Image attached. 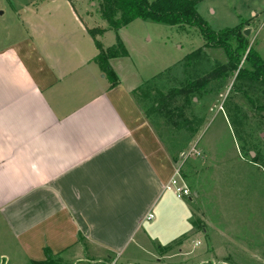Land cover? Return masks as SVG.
Here are the masks:
<instances>
[{
	"label": "crops",
	"instance_id": "crops-1",
	"mask_svg": "<svg viewBox=\"0 0 264 264\" xmlns=\"http://www.w3.org/2000/svg\"><path fill=\"white\" fill-rule=\"evenodd\" d=\"M203 3L196 5L202 18ZM48 28L40 27L43 33ZM48 38H40L52 47L48 51L38 48V38L0 39V259L42 262L48 250L63 261H114L130 246L149 243L157 263L177 264L190 254L184 249L186 233H201L192 220L211 216L196 191L200 171L195 175L189 166L184 174L187 159L179 164V184L191 197L177 202L165 186L178 165L133 97L140 85L117 77L110 87L97 67L102 83L93 91L84 69L97 53L95 46L79 47L82 55L55 30ZM59 41L69 44L70 68L57 58ZM173 213L181 219L171 228L167 220ZM149 214L168 231L161 240L153 228H144L152 221L146 219ZM211 237L196 255L214 251ZM175 240L172 251L168 243Z\"/></svg>",
	"mask_w": 264,
	"mask_h": 264
},
{
	"label": "rangeland",
	"instance_id": "rangeland-1",
	"mask_svg": "<svg viewBox=\"0 0 264 264\" xmlns=\"http://www.w3.org/2000/svg\"><path fill=\"white\" fill-rule=\"evenodd\" d=\"M95 4L90 0H74L72 3L66 0H0V39L11 43L38 38L41 45L38 48L48 51L52 47L40 38L46 35L50 39L55 30L57 38L65 39L84 55L81 49L94 48L87 29L107 26L99 17ZM200 8L203 20L216 32L236 27L237 18H240L238 24L244 22L242 29L248 30L249 46L264 61V0H204ZM44 24L49 28L43 33L40 27ZM117 38L123 43L128 57L116 58L110 63L123 83L140 85L134 92L143 109L147 103L138 94L140 88H158L166 93L188 79L195 80L226 63L222 49L204 47L195 26H169L136 20L121 32H107L99 40L107 48L114 45ZM56 44L55 48H60L58 60L70 68L73 59L69 57V44L60 41ZM88 64L84 71L86 75L90 74L96 87L93 91H96L102 83V74L92 60ZM58 66L57 63L59 70L61 67ZM72 78L75 80L74 75ZM83 85L78 84L79 87ZM178 100L181 106V100ZM173 106H168L167 110H172ZM261 106H264L263 90L243 79H236L235 72L229 79L211 82L204 95L196 94L193 103L184 108V114L177 111L180 119L173 116L166 121L156 114L150 115L154 131L176 160L177 167L186 158L181 166L184 174H189V166L196 170L195 175L200 171L196 182L201 189L196 191L204 209L211 214L208 217L206 211L201 210L204 218L202 214L194 218L195 226L203 227L206 234L202 231L198 235L191 231L186 233L188 239L184 249L192 254L179 257L177 264H222V261L225 264H264V112L256 109ZM184 118L191 122V129L195 130L193 135L184 127L180 130L174 128L176 121L184 126ZM182 201L185 202L182 199L177 202ZM177 217L181 219L177 213L168 217L171 228L177 223ZM151 222L153 217L152 221L144 223L146 232L153 228L161 240L168 231L155 225V221ZM185 223L183 221L182 228L186 227ZM206 235L213 236L210 242L214 251L208 255H196L208 245ZM177 240L168 243L172 251ZM196 242L199 245L195 247ZM139 244L138 247L130 246L114 261V258H103L102 262L78 263L60 259L56 264H165L152 258L154 247L152 249L149 243ZM155 245L164 246V243ZM0 264L12 263L0 259Z\"/></svg>",
	"mask_w": 264,
	"mask_h": 264
},
{
	"label": "trees",
	"instance_id": "trees-1",
	"mask_svg": "<svg viewBox=\"0 0 264 264\" xmlns=\"http://www.w3.org/2000/svg\"><path fill=\"white\" fill-rule=\"evenodd\" d=\"M66 1L72 3L74 0ZM90 1L97 3L95 5L98 7L99 17L107 25L106 28L87 29V34L92 39L97 52L93 58V62L98 66L105 80L110 84V87L115 86L118 83V79L111 69L109 61L116 58H125L128 56V52L118 38L114 45L107 48L103 47L99 38L103 37L107 32L117 34L119 30L136 20L142 22L151 21L169 26H195L199 30L205 48H219L225 54L226 63L224 65L213 69L205 75L199 76L195 80L188 79L184 84L179 87H173L166 93L158 88H153L152 90L140 88L138 94L142 98V101L147 103L146 108L143 109L141 107V109L147 119L151 120V114H156L166 121H170L169 118L173 116L176 119H180L177 111L184 114V108L193 103V97L196 94L204 95L206 87L211 82L229 79L235 72L236 79H243L245 82L250 83V85L262 89L264 93V61L249 46L247 38L243 35L242 24L244 22L232 29L221 32L210 29L197 11L196 5L200 0ZM133 97L138 103L136 92H133ZM178 99L181 100V106ZM249 102L252 103V100L249 99ZM172 105H174V108L168 111V106ZM256 109L264 112V106ZM182 124L184 126L176 121L174 128L180 130L181 127H184L189 130L191 135L194 134L195 130L191 129V122L184 118ZM192 223L195 226L193 220ZM195 227L200 231L204 229L199 225ZM45 257L44 261L32 262L31 264H56V261L60 260L58 257H52L48 250H45Z\"/></svg>",
	"mask_w": 264,
	"mask_h": 264
},
{
	"label": "built area",
	"instance_id": "built-area-1",
	"mask_svg": "<svg viewBox=\"0 0 264 264\" xmlns=\"http://www.w3.org/2000/svg\"><path fill=\"white\" fill-rule=\"evenodd\" d=\"M179 180H180L179 168L176 166L175 167V170H174L173 178L165 186V190L172 191L174 193V195L178 199H183V198H187V197L189 198V197H191V194L188 191V189L185 186L179 184ZM146 219L147 220H151L152 219V215L151 214L147 215L146 216Z\"/></svg>",
	"mask_w": 264,
	"mask_h": 264
},
{
	"label": "water",
	"instance_id": "water-1",
	"mask_svg": "<svg viewBox=\"0 0 264 264\" xmlns=\"http://www.w3.org/2000/svg\"><path fill=\"white\" fill-rule=\"evenodd\" d=\"M243 35L246 37L248 35V30H244Z\"/></svg>",
	"mask_w": 264,
	"mask_h": 264
}]
</instances>
